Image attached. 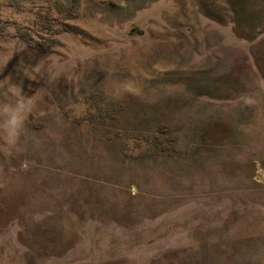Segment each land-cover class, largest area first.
Returning a JSON list of instances; mask_svg holds the SVG:
<instances>
[{
    "label": "rangeland",
    "instance_id": "1",
    "mask_svg": "<svg viewBox=\"0 0 264 264\" xmlns=\"http://www.w3.org/2000/svg\"><path fill=\"white\" fill-rule=\"evenodd\" d=\"M0 264H264V0H0Z\"/></svg>",
    "mask_w": 264,
    "mask_h": 264
},
{
    "label": "clouds",
    "instance_id": "2",
    "mask_svg": "<svg viewBox=\"0 0 264 264\" xmlns=\"http://www.w3.org/2000/svg\"><path fill=\"white\" fill-rule=\"evenodd\" d=\"M14 102L0 105V115L5 117L3 131L9 151H21L20 139L24 132L27 114L31 111V100L20 89L12 93Z\"/></svg>",
    "mask_w": 264,
    "mask_h": 264
}]
</instances>
